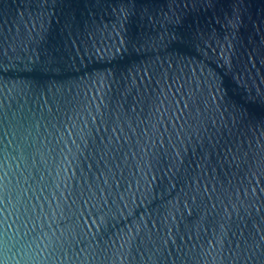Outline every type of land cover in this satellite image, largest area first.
Listing matches in <instances>:
<instances>
[{
    "label": "water",
    "instance_id": "95a60500",
    "mask_svg": "<svg viewBox=\"0 0 264 264\" xmlns=\"http://www.w3.org/2000/svg\"><path fill=\"white\" fill-rule=\"evenodd\" d=\"M0 264H264V0H0Z\"/></svg>",
    "mask_w": 264,
    "mask_h": 264
}]
</instances>
